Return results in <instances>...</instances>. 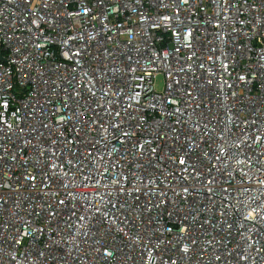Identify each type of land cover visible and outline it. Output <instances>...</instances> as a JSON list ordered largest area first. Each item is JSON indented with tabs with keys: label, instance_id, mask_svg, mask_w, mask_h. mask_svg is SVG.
<instances>
[{
	"label": "built area",
	"instance_id": "obj_1",
	"mask_svg": "<svg viewBox=\"0 0 264 264\" xmlns=\"http://www.w3.org/2000/svg\"><path fill=\"white\" fill-rule=\"evenodd\" d=\"M0 54V264H264V0H0Z\"/></svg>",
	"mask_w": 264,
	"mask_h": 264
},
{
	"label": "water",
	"instance_id": "obj_2",
	"mask_svg": "<svg viewBox=\"0 0 264 264\" xmlns=\"http://www.w3.org/2000/svg\"><path fill=\"white\" fill-rule=\"evenodd\" d=\"M0 61H4V58L1 56V54H0Z\"/></svg>",
	"mask_w": 264,
	"mask_h": 264
},
{
	"label": "rangeland",
	"instance_id": "obj_3",
	"mask_svg": "<svg viewBox=\"0 0 264 264\" xmlns=\"http://www.w3.org/2000/svg\"><path fill=\"white\" fill-rule=\"evenodd\" d=\"M157 85H158V86L160 85V80L157 81Z\"/></svg>",
	"mask_w": 264,
	"mask_h": 264
}]
</instances>
